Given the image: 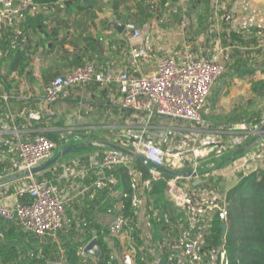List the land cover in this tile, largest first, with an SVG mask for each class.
Here are the masks:
<instances>
[{"label": "crops", "instance_id": "obj_1", "mask_svg": "<svg viewBox=\"0 0 264 264\" xmlns=\"http://www.w3.org/2000/svg\"><path fill=\"white\" fill-rule=\"evenodd\" d=\"M67 1L63 0L56 5L60 9H27L26 15L19 19H4L0 22V59L7 55L5 50L12 47L15 53L24 56L26 62L24 67L19 64L5 76L3 66H0V95L6 92L5 87L8 88L9 85L11 88L8 92L16 94L17 101L13 102L12 109L14 115H18V122L13 127L21 138L31 140L37 134H50L56 138L59 145L51 158L55 156L56 151L69 143L82 144L86 148L79 153L67 155L53 167L33 177L35 180L41 179L44 173L54 177L51 182L57 185L60 194L67 201L64 225L60 233L72 235L81 243L88 236L92 239L97 236L95 227L107 229L109 224L106 225L104 220L105 216H111V212L105 210L107 205L105 199L107 196L118 199L121 194L116 191L106 193L104 198L100 196L97 198L101 192H84V187L91 183L93 175L90 171V175L82 178L78 172L89 170L90 163L93 160L98 161L102 152L109 148L106 144L120 147L127 133L138 131L143 125V118L121 108V97L116 87H103L96 83L64 90L57 101L48 108L51 115L44 112L40 121H27L19 114L26 109H42L45 89L52 80L58 76H65L74 68L92 64L97 69L118 73L127 66L130 47L143 44L153 49L151 59L139 67L138 72L144 74L154 70L159 58L163 56L176 58L184 46L190 45L186 43L181 25L167 31H159L156 27V30H152L149 35H143L139 41L132 39L130 32L125 29L127 24H131L129 17L134 21L137 17L139 24L137 26L134 23L133 26L138 29L139 25L145 24L142 15L149 13L150 9H180L177 3L173 2L172 6L169 3L170 8L166 0H130L115 7L117 0H89L85 4L93 2L100 4L96 18L91 19L84 10L80 12L77 9H63L61 5L65 6ZM210 1L190 0L186 9L187 17L183 15L181 19L184 23L186 21L185 26H188L189 14L197 9H206L204 18L209 13L205 22L211 24L214 35L213 47L198 48L195 52L191 47L190 49L199 58L210 57L217 49H222L224 53L226 70L216 81L203 109V124L173 121L180 126L165 128L161 124L156 125L155 120L160 118H155L150 124L149 132L153 136L155 132L165 133L167 130L177 134L183 133L184 139L189 143V150L186 156L185 154L183 156L180 150L181 158L185 160L184 167L186 163L189 167L186 169L183 167L181 171L193 170V163L196 162L204 175L181 179L176 183L190 196L202 190L204 182L210 183L207 188H212L215 193L218 191L217 206H221V203L225 204V193L235 186L243 175L253 171L264 172V150L258 147L264 136L251 144L236 160L223 167H215L225 162L239 148L234 145L228 146L229 144L244 141L245 135L249 136L247 140L250 142L254 137L251 132L256 124L261 127L264 125V0H251L253 2L251 9L230 10L231 21L235 17L234 13L237 14L234 23L238 19L247 26L251 23L254 33L252 38L255 40L252 44H249L252 33L240 27L239 23L231 27L228 25L229 20L227 25L225 23V29L221 31L219 22L225 12L223 0H219L221 9H213ZM116 23L124 26L122 33H118L114 28ZM234 26L239 27L241 33L238 34ZM235 32L244 45L239 46L232 40L235 38L233 35ZM3 33L10 36L3 38ZM226 39H231V42ZM4 78L5 82L2 81ZM253 86H256V91L253 90ZM2 113L0 109V114ZM254 114L259 116L249 119ZM175 151L177 150L171 153ZM63 166L66 167L63 169ZM18 183V180L12 183L13 187L9 188V194L14 192ZM168 198L171 199L169 196ZM193 198L194 195L191 201ZM92 201L96 203L90 209ZM173 206L177 207L175 204ZM145 214V200L141 198L137 217L139 226L146 221ZM112 216L109 223L113 221ZM3 232L6 233V230ZM9 235L13 237L11 233ZM143 237L146 235L143 234ZM57 239L56 237L55 241ZM115 240L117 248L126 253L128 243L125 238ZM58 246L60 247V244ZM107 246L109 247L108 243ZM154 248L149 251L153 254L162 252L161 248L156 246ZM62 257L63 252L60 251L57 263L63 261ZM97 257L85 254L82 263L97 264ZM155 259L161 261L159 255ZM124 261L130 264L127 257H124Z\"/></svg>", "mask_w": 264, "mask_h": 264}, {"label": "built area", "instance_id": "obj_2", "mask_svg": "<svg viewBox=\"0 0 264 264\" xmlns=\"http://www.w3.org/2000/svg\"><path fill=\"white\" fill-rule=\"evenodd\" d=\"M190 0H166L177 3L180 9H187ZM213 9H221L219 0H211ZM30 5V0H0V22L4 19H19L22 11ZM185 23L181 21V27ZM131 38L141 40L142 34L132 24L125 26ZM153 49L143 44L131 46L127 66L118 73L97 69L92 64L74 68L65 76L53 79L45 89L42 98V109L23 110L19 114L27 121H40L42 114L51 113L48 108L57 101L58 97L69 87L96 83L103 87L114 86L120 94V106L134 114L141 115L143 125L137 132L125 135V141L120 148L130 151L146 159L149 163L168 170L181 171L185 160L181 152H165L151 135L150 124L155 118H164L172 121H182L203 124L201 111L211 94L216 81L226 70L224 53L217 49L210 57L199 58L193 54L189 46H184L175 58L163 56L156 62L153 71L141 74L139 67L149 61ZM9 97L0 96L3 106L0 124V218L15 224L24 233L37 238L41 244L46 241H55L58 232L63 228L66 199L60 194L53 182L36 181L30 172L49 160L58 148V141L51 140L43 134H37L31 140L23 139L13 127L16 115L11 111ZM10 121L11 125L6 121ZM263 126V125H262ZM261 128L255 126L254 133ZM61 141V139L59 140ZM239 144L241 143L238 142ZM258 147L264 150V140ZM170 158V160H168ZM92 161V160H91ZM135 160L119 150L107 148L100 155L98 161L90 163L89 170H80L78 175L82 178L93 175L84 192L112 191L118 184L114 170L124 168L131 181L132 207L138 208L141 203V192L150 189V179H142V173L136 169ZM66 167V166H65ZM62 167L63 169L65 168ZM66 170V169H65ZM198 163H193V171L198 172ZM67 173V172H65ZM199 173V172H198ZM70 176L71 174H67ZM67 175H64L67 177ZM152 179H160L163 175L152 172ZM18 180L14 192L9 194V188ZM180 178H171L167 181L168 196L177 207L186 208L188 212L189 228L183 229L179 237L172 242L162 243L161 249L166 245L171 252L170 260L175 264H228L225 250L213 251L208 255L203 252L205 238L209 234L211 212L218 211L220 221L227 218L225 204L217 206L218 195L213 190L203 188L197 193L188 195L177 181ZM141 187L139 188V185ZM141 191V192H140ZM194 195L193 200L191 197ZM128 218L115 215L107 227L109 237L119 239L124 237L128 243L127 259L130 264H140L136 260L135 244L131 233L127 229ZM95 239V238H93ZM140 251V262H147V255ZM85 257L84 248L79 251ZM63 258V257H62ZM210 260H207V259ZM62 264V262L55 263ZM169 264H174L169 261Z\"/></svg>", "mask_w": 264, "mask_h": 264}, {"label": "trees", "instance_id": "obj_3", "mask_svg": "<svg viewBox=\"0 0 264 264\" xmlns=\"http://www.w3.org/2000/svg\"><path fill=\"white\" fill-rule=\"evenodd\" d=\"M61 1L63 0H30V5L22 11L21 17L26 15L27 9H60L56 7V5ZM129 1L130 0H117L115 7ZM209 1L210 0H207V2ZM61 6L63 9H77L80 12L84 10L85 14L91 19L96 18L97 12L100 10V4L98 2L85 4L82 0H68L65 6ZM208 17L209 13L202 22H205ZM9 36L10 34H2L3 38H8ZM5 51H7V55L5 57L2 56L0 59V66H3L4 76L10 74L19 64H21V67L26 65L24 56L15 53L12 47H8ZM2 81L5 82L6 79L4 78ZM10 88V85L8 88L5 87L6 92L3 94L10 98L9 103L11 105V111L13 112L12 105L13 102L15 103V101H17V97L15 93L8 92ZM252 88L256 91V86ZM1 106H3V103L0 102V107ZM258 116L259 114H254L249 119H255ZM6 122L11 125L9 120ZM17 122L18 119H15L14 123ZM256 126L260 127V125L257 124ZM2 127L3 126L0 124V130ZM133 132H137V130ZM45 136L51 140L56 139L50 134H46ZM248 142L249 140L246 139L240 146L242 147ZM243 154L244 152L232 160L223 161V163L219 165L217 164L215 167H223L225 164L236 160ZM134 165L136 169L142 173L143 180H151L150 189H143L141 193V197L145 200L146 214L148 212L149 218L147 225L151 241L156 244L157 242H166V244H168L177 239L183 229L189 228L190 221L188 212L190 210L188 207H175L169 200L167 196V181L172 177L163 175L162 178L154 180L152 179L151 171L145 165L136 161ZM3 167L4 165L1 164L0 170ZM198 172L199 175H204L200 170H198ZM114 173L118 179L117 186L112 191H99L101 193L97 195V198L99 196L104 198L106 193L120 192L121 196L118 199L107 196L105 199V204H107L105 210L110 212L113 211L114 216L123 215L128 218L127 229L131 233V238L135 244L137 262L140 264H159L158 260L155 259V255L149 251L145 243L146 241H144L146 237L142 238L140 236L141 230L137 222L138 208L132 207V195L134 192L131 188V181L122 167L116 168ZM42 176L41 179H37L36 181L51 182L54 180V177L49 173H44ZM208 184L210 183L204 182L203 188L212 190V188H207V186H210ZM140 187L141 184L139 185V188ZM216 194H219L218 191H216ZM224 202L227 211L226 221L224 223L220 221L217 210L211 212L209 234L205 238V245L202 251L208 255L213 251H219V249L223 248L228 264H264V172L253 171L243 175L239 182L225 193ZM95 203L96 201H92L90 209L94 207ZM220 205L222 206V203ZM155 213L156 215H154ZM223 224L227 226L225 234H223L221 228ZM95 228L98 232L95 239L100 250V254L97 257V264H117L112 257L111 248H109L106 243V239L109 237L107 229L102 230L99 227ZM141 229L143 230V227H141ZM3 230H6V233H4ZM60 231L57 234V241L49 240L44 245L33 235L24 233L15 224L0 218L1 264H53L54 262H58V254L60 251L63 252L62 264H83V258L80 256L79 251L84 248L92 238L88 236L80 243L74 236L66 235V233L61 234ZM9 233H11L13 237H9ZM58 244H60V247ZM140 248H142V250L144 249L143 252L147 255L146 263L140 262ZM170 255L171 252L168 247L164 245L162 252L159 253V257L163 261V264H168L169 261L175 264V261L170 260ZM207 260L210 259L208 258Z\"/></svg>", "mask_w": 264, "mask_h": 264}, {"label": "rangeland", "instance_id": "obj_4", "mask_svg": "<svg viewBox=\"0 0 264 264\" xmlns=\"http://www.w3.org/2000/svg\"><path fill=\"white\" fill-rule=\"evenodd\" d=\"M242 3H244V5H241ZM252 3L253 2L251 0H223L222 4L225 7V12H224V15L222 17V20L220 18V22H219V24L221 26V31L223 28L225 29V23L227 25V22L231 19V17H230V15H232L230 12L231 9H251ZM170 5L172 6V3ZM170 5L168 4L169 7H170ZM181 10L182 9H150L149 13H147L146 15L145 14L142 15V16H144L143 18L145 20V22H144L145 24L142 23V25H139L138 30L141 32L142 36L143 35H149L152 30H156V27L158 28L159 31H161V30L167 31V29H173L174 30V28L176 26L181 25V19H183V15H185V16L187 15L186 9H184L185 10L184 12H181ZM205 13H206V9H197L196 11L192 12V14H189V17H190L189 25L184 26V28L182 30L184 32V35H185L186 43L187 42L189 43L193 52H195L198 48L202 49L204 47H206V48H212L213 47V42H214L213 36L214 35L211 31V24H210V22H208V23L202 22V19L204 18ZM234 15H235V17L232 16L233 20L232 21L230 20L228 25H230L232 27L235 23H239L238 25H240V27H242L245 30L246 29L249 30L250 31L249 33L253 32L252 27L250 26L251 23H248L249 26H247L246 24L244 25L241 22L242 21L241 19H238L234 23L233 21L237 19V14L234 13ZM135 19L136 20L134 21L133 18L129 17L128 18L129 23H131L132 25L137 24V26H138L139 23L137 21V17ZM192 20H193V22H192ZM185 23H186V21H185ZM234 29L236 32H238V34H239V32L241 33V30L239 29V27L236 26ZM236 32L233 34L235 38L232 40L234 42H237L236 44L239 46L244 45L242 43L240 37H238V34H236ZM253 34L254 33H252V35H250L251 39H249V44H252L255 42V40L252 38ZM154 37H156L155 34H154ZM186 37H188V39ZM226 40H229L231 42V39H226ZM202 114H203V110L201 111V116L203 117ZM154 123L156 125L161 124L165 128H175V127L180 126V124L173 123L172 120L163 119V118L155 120ZM196 127L200 128L199 126H196ZM251 133L254 134L253 130ZM175 135H178V136H175ZM186 135H188V133H186ZM245 136H244V141L249 137V136H246V137ZM51 138L54 139L53 137H51ZM153 139L167 153H171L173 150H179V151L181 150L183 153V156H184V154H185V156L188 155L186 153L189 150V148H188L189 143H187L186 139H184L183 133L177 134L172 130H167V131H165V133L155 132ZM54 140H56V139H54ZM244 141L241 140L240 144L233 142L232 144H229L228 146L234 145L236 148L241 147L240 145ZM54 152L55 151H53V153ZM65 157H67V156H65ZM64 158H62V159H64ZM168 160H170V158H168ZM188 167L189 166H185L184 168L186 169ZM112 214H113V211L110 213V215L112 216ZM154 215H156V213ZM111 216H108V217L105 216L104 222L106 225L110 224L109 222H110ZM145 216L147 217L146 221L143 223V225L139 226V229L141 230L140 236L143 238V234H144V236L146 235V238H144L145 239L144 241H146L145 243L147 244L149 250H152V248H154L156 245H157V248L160 249L162 246V242H160V243L157 242V244H156L153 241H151V238H150V232L148 231V225H147L148 224L147 221L149 218L148 212ZM112 217H114V216H112ZM141 227H143V230L141 229ZM106 242L108 243L109 247L112 248L111 249L112 250V257L115 260V262L117 264H126L124 261V257H127L128 253L127 252L125 253L123 250L117 248V245H116L117 242L115 239H113L111 237H107ZM154 255L156 258L159 255V253L158 254L156 253Z\"/></svg>", "mask_w": 264, "mask_h": 264}, {"label": "water", "instance_id": "obj_5", "mask_svg": "<svg viewBox=\"0 0 264 264\" xmlns=\"http://www.w3.org/2000/svg\"><path fill=\"white\" fill-rule=\"evenodd\" d=\"M82 1L85 3V2H88L89 0H82ZM114 28L117 30L118 33H122V31L124 30V26L122 24H120V23H116ZM262 136H264V125L257 131V133H254V137L252 138V140L250 142H248L244 146L236 149L225 161L232 160L233 158H235V157L239 156L240 154H242L243 152H245L246 149L251 144H253L256 140H258ZM68 140H70V138ZM106 146L111 148V149L119 150V151H121V152H123V153H125V154H127L129 156H132L133 159L136 162L145 165L150 171H152L154 173H158V174H161V175H167V176H170V177H173V178H180V179L196 178V177L199 176V173L196 172V171H193V170L173 171V170H168V169H165V168H162V167H158L156 165H153V164L149 163L143 157L138 156V155H134L130 151L124 150V149H122V148H120V147H118L116 145L106 144ZM83 149H85V148H84V146L82 144L69 143L63 149L58 150L56 152L55 156H53L52 158H50L49 160L44 162L39 167L32 169L30 174L31 175L39 174V173L47 170L51 166L55 165L60 159L64 158L65 156H67L69 154L76 153V152L79 153ZM186 166H188V163H186ZM221 228H222L223 234H225L227 226L225 224H223ZM84 253L86 255H88V256H99L100 250H99L98 243H97L96 239H92L84 247ZM53 264H55V263H53ZM159 264H163V261L162 260L159 261Z\"/></svg>", "mask_w": 264, "mask_h": 264}]
</instances>
